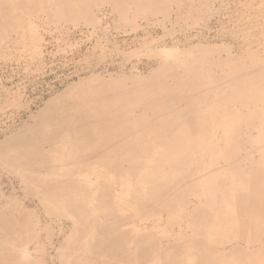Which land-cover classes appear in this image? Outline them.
Listing matches in <instances>:
<instances>
[{
    "label": "rangeland",
    "instance_id": "374dc122",
    "mask_svg": "<svg viewBox=\"0 0 264 264\" xmlns=\"http://www.w3.org/2000/svg\"><path fill=\"white\" fill-rule=\"evenodd\" d=\"M128 2L0 0V264H264V0ZM99 83L138 101L83 163Z\"/></svg>",
    "mask_w": 264,
    "mask_h": 264
},
{
    "label": "bare ground",
    "instance_id": "6f19581e",
    "mask_svg": "<svg viewBox=\"0 0 264 264\" xmlns=\"http://www.w3.org/2000/svg\"><path fill=\"white\" fill-rule=\"evenodd\" d=\"M115 1L117 2V0H115ZM122 1L126 3V0L125 1L122 0ZM136 2H137V0H129L128 3H129V6H133V5H137ZM111 84L112 83H109V84H106L104 86L103 84L101 85V83H99V84H97V87H94L91 91H89L88 95H86L87 96L86 98H84V99L80 98V99L86 100V101L83 104H81L78 107V109L86 110L85 113L89 114V115H86V114L81 115L80 114V116H78L75 113V118H73L74 119L73 123L76 127H77V123H80V125H79L80 129H78L75 133L66 135V140H69L70 143H68L66 145V142L62 141V143H65V145L62 149L63 150L69 149L70 151H72V153H75V154L77 153V155L82 157L81 160H83V163L90 158L89 155L88 156H86V154L83 155V152L86 150L87 147H90V146L95 147V150L93 152H91L92 153L91 156H94V154L102 156L100 151L104 150L106 147L111 145L108 142V140H109L112 132L116 131V129L119 128V126L122 123H124V125H126L125 127H128V125L130 126V122L132 119L130 117L132 115H131V112L129 109L132 110V106H130V107H127V106L133 105L134 103H136L138 101V99L136 100L135 98L131 97L133 95L131 93V90L128 88H127L128 91L126 90V92H122L123 90L121 91L120 88L124 85L120 84L121 86L118 87V86H113ZM105 88L110 89V91L103 92V90H105ZM117 97H118V99H117ZM74 103H75L74 105H76L77 101ZM56 108L60 109L61 104L59 107H56ZM163 112L165 113V111H163ZM49 115L51 116V114H49ZM82 116H83V118H82ZM62 118H63V116H62ZM62 118H60V120H63ZM65 120L67 122H72L71 119H69V118H65ZM83 120L85 121V124L82 123ZM61 124L62 123L55 124V123L51 122L52 126L57 125L54 128V130L57 132H61L63 130V127L61 126ZM165 124L166 123H163L164 128H162V129L165 131H168ZM161 125H160V127H161ZM71 127L67 128V130L70 129ZM157 130H160V129H157ZM37 131H43V130L40 128V129H37ZM122 131L127 132L128 130H125V128H124ZM82 136H84V137L82 138ZM123 140H127V142H128V141H130V137L129 138H123ZM63 150H61V151H63ZM58 152H60V151H58ZM111 153H113V151H110L109 153L104 154L103 156L112 157L113 155H110ZM113 158H116V160H115L116 167H114V168H115V171L116 170L118 171V169L123 166L122 165L123 163H121L122 161L117 160L119 158V156H113ZM49 164L54 165L55 162L52 161V159H51V160H49ZM131 167L132 166L130 165L129 166V172H131L130 171L132 169ZM114 168H113V171H114ZM44 184H45V181L43 180L41 185L47 187L45 189V193H47V195H54V194H52L53 188L49 187L50 185H44ZM49 189L51 192L49 191ZM49 199L52 201L53 196ZM92 200H94V198ZM63 203H65L67 206H69L68 202L63 201ZM81 203H84V201L81 200ZM243 211H245V210H243ZM261 211H262V209H261ZM141 240L138 239V242H134L135 245L134 246L132 245L131 249L129 251L125 250V249L124 250L122 249L120 251V253L122 252V253H125V255H127V257L130 259L131 264H140V263L144 264V259L141 261H137V258L132 256V255L136 254L137 251H139L138 250V249H140L139 246H142V247L144 246V245H142L143 243L141 242ZM186 247H187V245L185 247L182 245V247L180 246V248L175 247V249H173V250L174 251L178 250V251H176V252L165 251L164 253L159 254L158 255L159 257L158 256L157 257L161 260V264H211L209 262H204V261L201 262L200 259L198 258V256H196V254H194V253L192 254L190 252H187V254H185L184 252H182L183 250H185ZM6 256H8V258H9L11 255L6 254ZM2 260H3V256H0V261H2Z\"/></svg>",
    "mask_w": 264,
    "mask_h": 264
}]
</instances>
